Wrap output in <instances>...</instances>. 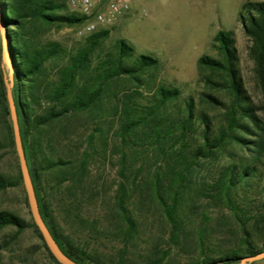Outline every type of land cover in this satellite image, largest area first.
Masks as SVG:
<instances>
[{
  "label": "trees",
  "instance_id": "obj_1",
  "mask_svg": "<svg viewBox=\"0 0 264 264\" xmlns=\"http://www.w3.org/2000/svg\"><path fill=\"white\" fill-rule=\"evenodd\" d=\"M66 6L65 0H0L24 154L39 211L61 250L79 264H109L90 252L87 245H77L64 235L53 208L56 201L60 217L75 224L78 232L93 235L98 231L99 219L86 218L82 210L86 202H92L93 196L98 195L88 180L89 164L96 157L105 156L107 139L102 120L108 110L118 115L122 150L119 169L122 179L109 209L117 217L115 229L124 244L138 239L137 212L145 200L157 205L166 227L162 235L148 244L144 264H238L242 257L263 252L264 239L256 248L252 233L253 229L264 230V170L257 166L261 163L264 168V127L243 90L232 33L222 29L215 34L213 47L219 59L203 55L197 61L199 70L224 78L223 84H218L206 76L204 81L209 87L222 86L231 94L227 121L215 130L205 113L195 116L193 99L171 113L169 104L179 96V90L163 85L144 105L132 99V93L120 97L116 91L112 92L116 101L105 108L103 100L109 96L111 82L126 77L139 86L143 83L142 76L156 68L158 59L136 55L132 46L118 40L114 51L98 57L93 65L94 53L108 35L106 30L88 35L74 50L46 39L45 32L52 27L83 21L77 12L65 13ZM238 20L248 42L246 52L252 62L254 84L264 97V0L245 2ZM3 78L0 38V125L4 128L0 150L10 148L14 152ZM244 117L258 130L255 139L238 135L237 130L249 135L253 132L241 120ZM89 119L93 127L84 135L85 121ZM232 142L245 147L250 157L238 161V166L223 168L210 181L199 180L196 171L200 161L215 158ZM142 152L146 156L139 158L130 179L128 161L132 164L131 159L143 156ZM148 160L155 165L142 175ZM20 183V170L14 177L0 173V191ZM197 203L230 212L241 234L240 247L225 250L216 257L207 255L203 252L204 231L200 227L192 239L199 248L196 260L186 262L171 255L174 247L183 250L186 228L191 223L189 216L199 215ZM200 214L206 217L204 211ZM29 226L34 228L48 257L59 264L32 219L25 221L12 212L0 211V228L14 227L15 237Z\"/></svg>",
  "mask_w": 264,
  "mask_h": 264
},
{
  "label": "rangeland",
  "instance_id": "obj_2",
  "mask_svg": "<svg viewBox=\"0 0 264 264\" xmlns=\"http://www.w3.org/2000/svg\"><path fill=\"white\" fill-rule=\"evenodd\" d=\"M67 1L65 0L66 5ZM247 1L256 0H132L129 12L112 26L103 29L108 31V35L94 53L92 64H95L98 57L114 51V45L118 40L132 46L136 55L143 54L156 58L159 63L156 68L150 69L142 76L143 83L139 86L126 77L111 82L109 96L103 100L104 107L109 108L116 101L112 98V92L115 91L120 97L125 93L128 95L132 93L134 95L132 99L144 105L155 94L158 86L163 85L179 90V96L169 104L171 113L182 109L186 100L193 99L195 116L205 113L216 130L227 121L226 112L231 103V94L222 86L209 87L204 81L206 76L218 84H223L224 78L205 69L199 70L197 61L203 55L219 59V53L213 47V38L217 31L224 29L232 33L235 41L237 66L247 101L264 127V97L254 84L252 62L246 52L248 42L238 20L242 5ZM64 12L78 13L68 5ZM81 27L82 22L71 26L52 27L44 36L74 50L88 36L79 33ZM106 113V119L102 120L107 139L105 156L90 161L88 174L91 189L94 188V192L98 191V195L93 196L92 202H86L82 210L86 218L99 219L96 235L78 232L75 224L63 220L58 213L56 201L53 202L54 213L62 233L71 237L77 245L83 247L87 245L89 251L103 262L144 264L148 244L162 235L166 227L161 222L162 217L157 205L145 200L141 210L137 212L140 220L138 239L134 238L124 244L115 229L117 217L113 216L109 209L117 185L122 179L119 175L122 150L117 131L118 115L108 110ZM241 120L248 123L253 132L249 135L237 130L238 135L247 140L255 139L257 137L255 131L258 130L255 129L253 122L245 117ZM91 121L90 119L85 121L87 128L84 135L92 129ZM3 129L0 125V140ZM14 152L10 148L0 150V173L14 177L20 170L15 148ZM142 155L132 158L131 160H134L132 164L128 161L127 174L130 179L140 162L139 158L146 156L144 153ZM249 157L250 152L245 147L232 142L215 158L201 160L196 171L197 177L199 180L210 181L223 168L232 164L238 166V161ZM148 161L142 168V175L147 174L148 169L155 165L151 164L152 160ZM257 166L264 170L261 163H257ZM197 205L200 207L199 215L189 216L191 223L186 228L187 242L182 245L183 250L174 247L171 255L186 262L196 260L199 248L193 245L192 239L200 227L204 231L203 252L207 255L216 257L225 250L240 247L241 234L230 212L208 203ZM0 211L12 212L25 221L32 219L23 182L0 191ZM202 211L206 217L200 214ZM14 233V227L0 228V264H55L41 246L33 227L25 228L16 237ZM252 239L253 245L259 247L264 239V230L256 232L253 229ZM249 264H264V258Z\"/></svg>",
  "mask_w": 264,
  "mask_h": 264
},
{
  "label": "water",
  "instance_id": "obj_3",
  "mask_svg": "<svg viewBox=\"0 0 264 264\" xmlns=\"http://www.w3.org/2000/svg\"><path fill=\"white\" fill-rule=\"evenodd\" d=\"M0 38H1V66L4 71V85L6 91L7 105L9 109V117L12 124L13 140L15 151L19 161L22 182L25 189L27 202L30 210L32 220L38 228L42 239L48 248L49 252L59 264H79L68 255H66L59 247L57 241L54 239L47 225L45 224L38 207V201L35 195L34 187L30 177L27 161L24 154L22 139L19 130L16 107L12 95L13 85V70L9 59V48L6 41V31L0 15ZM264 258V251L252 256L242 257L238 264H249L253 261Z\"/></svg>",
  "mask_w": 264,
  "mask_h": 264
},
{
  "label": "built area",
  "instance_id": "obj_4",
  "mask_svg": "<svg viewBox=\"0 0 264 264\" xmlns=\"http://www.w3.org/2000/svg\"><path fill=\"white\" fill-rule=\"evenodd\" d=\"M132 0H68L67 5L83 16L81 34H92L115 24L130 10Z\"/></svg>",
  "mask_w": 264,
  "mask_h": 264
}]
</instances>
